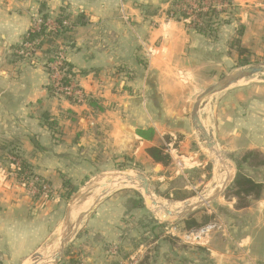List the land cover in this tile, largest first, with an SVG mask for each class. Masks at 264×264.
Listing matches in <instances>:
<instances>
[{
    "label": "crops",
    "instance_id": "crops-1",
    "mask_svg": "<svg viewBox=\"0 0 264 264\" xmlns=\"http://www.w3.org/2000/svg\"><path fill=\"white\" fill-rule=\"evenodd\" d=\"M172 1L0 0V264H25L38 254L65 224L76 194L99 171L112 169L116 158L150 162L145 149L164 146L169 148L171 165L184 168V162L195 160L202 142L191 117H186L193 96L188 91L195 89L199 74L213 82L217 78L209 77L211 72L217 71L219 76L228 64L236 65L228 53L239 28L243 27L242 49L264 44V9L251 8L252 0H231L232 17L211 35L190 28L191 17H167ZM40 4L49 27H54L61 8L72 17L83 14L87 18L85 25L75 26L59 41L68 49L73 80L86 95L83 103L49 96L42 59L38 63L15 60V48L41 17ZM229 88L212 95L218 96L213 103L210 99L203 103L199 110H206L204 122L211 109L216 145L231 147L235 143L238 154L254 153L264 161V88L241 87L238 103L231 107L227 103L236 91L229 92ZM90 99L99 110L87 105ZM44 112L56 120L55 133L43 125ZM145 129L153 130L152 140L137 134ZM8 148H20L33 173L50 184L51 197H36L28 186L7 176L14 158ZM252 179L264 181V165L257 166ZM64 181L74 187L70 203L63 196ZM98 184L96 180L91 186ZM100 194L89 207L104 195ZM125 201L119 194L98 203L71 239L69 259L107 264L108 250L113 253L117 244L129 245V228L136 224L126 220ZM256 203L264 205V191ZM259 234L263 235L259 230L250 231L237 243L251 264L264 260V248L257 247ZM209 252L222 257L214 250Z\"/></svg>",
    "mask_w": 264,
    "mask_h": 264
},
{
    "label": "rangeland",
    "instance_id": "rangeland-1",
    "mask_svg": "<svg viewBox=\"0 0 264 264\" xmlns=\"http://www.w3.org/2000/svg\"><path fill=\"white\" fill-rule=\"evenodd\" d=\"M248 3L251 5V2ZM207 4L208 0H203L200 6L193 2L191 4L187 3V5L192 6L187 10L190 19L198 14L200 8L204 12L207 11ZM211 4H215L214 8L218 10L227 8L228 11L223 15L232 17L234 13L232 4L230 7L224 6L222 8L218 2H211ZM254 4H258V6H253ZM255 7L264 9V0H252L251 8L255 9ZM234 39L229 44L232 52L228 53V57H233L236 65L228 64L226 70L222 71L219 76L216 74L217 71L211 72L209 77L213 78L215 76L217 78L213 82H207L206 75L205 77L201 74L198 75L201 79L196 81V85L194 84L195 89L191 88V91H188L189 94L190 92L193 93L189 100V107L186 109L188 120L196 98L206 88L243 67L264 66V44L260 47L255 46L256 48H252L253 51L247 50L245 53H240L242 55L240 56L238 55L239 50L237 51V47L234 45ZM244 62L246 65L240 66ZM250 85H258L264 88V72L243 79L231 86L228 91L236 92L235 95L231 96V100H228L227 105L229 107L235 106L238 103V89H241V87L244 89V87ZM247 91L252 93L251 90ZM211 97L208 99L213 103L218 96ZM242 97H248V94H242ZM168 100L172 103L175 102L173 97ZM205 111L199 110V120L204 124L205 131L211 133L215 141L213 129H211L213 122L211 109L207 113V121L204 122L203 115L206 113ZM225 148L236 150L228 152ZM194 149L196 148L192 147V150ZM216 149L219 150L218 153L222 161H218L217 157L209 154V151L201 145L196 149V158L193 163L184 162V168L176 165L163 168L151 161L134 160L133 157L127 156L122 159L116 158L112 169L99 171V174L88 182L87 187L76 194L73 201L72 196L75 193L69 198V203L72 201L73 205V210L70 212L71 219H74L70 221L67 228H64L67 225L65 221V224L53 235L51 241L38 251L42 259L31 258L25 264H81L79 260L68 258L73 249L71 248V239H73L81 221L95 209L99 202L106 197L119 194L126 200L125 204L128 210L125 214L126 220H130L136 225L129 228L131 230L129 245L117 244L113 249V253L110 250L107 251L109 255L107 264H251L249 260L243 258L237 243L250 231L258 232L259 230L263 235L259 234L261 241L258 240L257 247L264 248V205L257 204V200L250 199L246 208L236 209V200L232 197L230 188L236 174V163L241 162L244 154H238V145L235 146V143L231 147L217 145ZM165 152L169 155V148H166ZM172 155H174L173 152ZM259 161H262V158L248 159L246 162H242L241 172L252 179V177H255L256 164ZM227 166H230L232 170L231 175L225 177L224 170ZM177 169H180L178 173H176ZM138 175H142L148 181L150 197L154 201L158 200H156L157 206L150 205V202H148L149 196L137 186L122 183L119 185L117 183L125 181L128 176L135 178ZM214 176L216 177L215 180ZM95 180L100 185L93 187L91 184ZM104 191L106 193L101 198L96 199L93 205L88 208L94 196ZM82 192L87 194L78 198ZM139 196L142 204L138 208L131 209L130 207L134 201L140 200ZM212 197L213 199L209 202L200 204ZM77 198L81 199L78 203ZM78 204L84 207L75 214V210L80 208ZM158 205L163 207L164 210L162 208L157 210ZM85 210L87 211L84 212ZM165 211H169L171 216H167ZM182 213L185 214L177 217L178 214ZM190 218L196 220L199 227L186 230L184 221ZM63 239H66V242L62 248L60 260L56 262L52 257L59 252ZM208 249L210 251L214 250L222 257L211 256ZM259 262L258 264H264V260Z\"/></svg>",
    "mask_w": 264,
    "mask_h": 264
},
{
    "label": "trees",
    "instance_id": "trees-1",
    "mask_svg": "<svg viewBox=\"0 0 264 264\" xmlns=\"http://www.w3.org/2000/svg\"><path fill=\"white\" fill-rule=\"evenodd\" d=\"M203 0H195L194 3H197L198 6L202 4ZM211 2H218L222 7H230L231 0H208V8L207 11H202L199 9L198 14L194 15V18L191 19L189 23V27L194 29L197 33L200 34H210L211 32L214 33L216 27L220 23H228L230 17L224 19L222 15L227 12V8H223L218 10L212 7ZM192 8L191 5H187L183 0H173L170 4L169 8L166 11V16L169 18L178 19H187L189 18V14L187 10ZM192 12H194L192 10ZM40 13H41V20L42 23L39 25L38 29H31L22 39L21 45L15 48V50H19L23 48L24 44H29L31 49L34 53H38L39 55L35 58V61L38 63L37 60L43 61V67L46 69L47 73L49 72L48 65L54 63L57 54L60 52V43L59 41L66 38L69 35L75 26H83L87 23V18L85 15L81 14L76 17H72L65 8H61L59 14L54 19L53 22V29H50L45 25L47 23V15L44 12V5L40 4ZM229 16V15H226ZM243 27L239 28L236 32V37L234 39V45L237 47V51L239 50L240 53L247 52L245 49L240 47L239 38L242 35ZM34 54H32L33 56ZM242 56V55H240ZM15 60L21 61L24 60V57L15 55ZM246 63H241L240 66H244ZM60 70H62V77L60 79V85L66 87L73 81L74 72L73 67L70 65L68 60H63L61 62ZM48 93L50 97H54L55 87L53 85L52 80L49 79L48 84ZM71 103H75V100L72 97H66ZM87 105L92 109H98L97 103L95 100H87ZM43 125L50 130L51 132L55 133V127L57 125L56 120L52 119V117L44 112L41 115ZM137 134L144 140H152L154 136V132L151 129L145 130H138ZM169 138H166L165 142L168 143ZM20 148H13L7 149V153L15 158L16 161L19 162V170L16 172V180L22 182L23 180H35V188L37 193L35 194L38 197L41 194V191L44 187H46L48 197L52 195V189L50 184L36 176L33 173L32 167L23 159L22 155L20 154ZM166 148L164 146L160 147H147L145 149V154L151 161L156 165H161L163 168H168L171 166V158L165 152ZM259 156L254 153H246L243 155L241 162L236 163V174L231 184L232 190V197L236 200V209H243L248 206V201L252 200H259L263 191H264V181L257 182L245 175L241 172L242 162H246L248 159H257ZM257 166L264 165V161H259ZM256 166V167H257ZM64 193L63 196L66 200L74 194V187L71 185L69 181L63 182ZM139 201H134L131 209L138 208L142 204L141 197L139 196ZM128 212V210H126ZM184 226L186 230L195 229L199 227V224L193 218L187 219L184 221Z\"/></svg>",
    "mask_w": 264,
    "mask_h": 264
},
{
    "label": "water",
    "instance_id": "water-1",
    "mask_svg": "<svg viewBox=\"0 0 264 264\" xmlns=\"http://www.w3.org/2000/svg\"><path fill=\"white\" fill-rule=\"evenodd\" d=\"M263 72H264V66H261V65L243 67V68H241V69H239L237 71H234L231 74L223 77L216 84L206 88L196 98L195 103H194V105L192 107V111H191V116L190 117H191L193 128L199 134V137L201 139L202 146L204 147V149L212 151L217 146L215 141L213 140V137H212L211 133H207L205 131L204 127L202 126V124H201V122L199 120L198 112H199V109L202 107L204 101L206 99H208L209 97H211L212 95L220 93V92L228 89L229 87L235 85L236 83L240 82L243 79L252 77V76H254L256 74H261ZM138 177H139L140 181L142 182V186L141 187L143 189V192L146 195L149 196L150 201L152 202L153 205H157L156 201L152 200L151 197H150V192H149V189H148V181L142 175H138ZM105 193H106V191H104L100 195H103ZM211 199H213V197L208 199V200H206V201H202L200 204L207 203ZM165 213L167 214V216H171L169 211H165ZM184 214L185 213L178 214L177 217H180V216H182ZM70 221H71V213L69 211L68 214H67V219H66V224L67 225L64 228L68 227ZM64 228H63V231H64ZM65 242H66V239H63L62 243L60 244L59 252L56 253L55 256H53V259L56 262L60 260L62 248H63ZM34 257L36 259H42V256H40L38 254L34 255Z\"/></svg>",
    "mask_w": 264,
    "mask_h": 264
},
{
    "label": "built area",
    "instance_id": "built-area-1",
    "mask_svg": "<svg viewBox=\"0 0 264 264\" xmlns=\"http://www.w3.org/2000/svg\"><path fill=\"white\" fill-rule=\"evenodd\" d=\"M214 5L215 4H212V7H214ZM41 23H42L41 17H38L37 19H35L31 29H38ZM45 25H47L48 28L53 29V27H49L48 23H45ZM59 50L60 52L57 54L54 63L48 65L49 68L48 77L50 80H52L53 85L55 87L54 97L58 99L59 98L65 99L66 97H72L75 100V103L77 104L83 103L86 100V95L81 91V89L78 88L74 80L71 81V83L66 87L60 85V79L63 75L62 70H60V66H61V62L67 59L68 49L64 46H60ZM15 54L18 56H22L24 57V59L33 63H37L35 61V58L39 55L38 53H34V51L31 49L29 44H24L22 49L15 51ZM32 54L34 55L32 56ZM10 168L11 170H9L6 173L7 176L16 179V172L19 170V162L16 161L15 158H12L10 163ZM35 182H36L35 180L29 179V180H23L21 183L23 186H28V188L30 189V193L35 195L37 193V190L35 188ZM40 196L44 198L48 197L46 187L42 189Z\"/></svg>",
    "mask_w": 264,
    "mask_h": 264
},
{
    "label": "bare ground",
    "instance_id": "bare-ground-1",
    "mask_svg": "<svg viewBox=\"0 0 264 264\" xmlns=\"http://www.w3.org/2000/svg\"><path fill=\"white\" fill-rule=\"evenodd\" d=\"M209 151V150H208ZM218 151L219 150H217L216 148L215 149H213L212 151H209V154H211V155H213V156H215V157H217L218 158V161H222V159L220 158V155H219V153H218ZM228 165V164H227ZM231 167L230 166H227V168H226V170H224L225 171V177L226 176H230L231 175V170L232 169H230ZM216 175V174H215ZM127 179L125 180V181H122V182H117L119 185L122 183V184H124V185H135V187L137 186L140 190H143L142 189V182L140 181V179H139V177H132V176H128V177H126ZM215 176H214V180H215ZM224 179V178H223ZM218 183V182H217ZM223 183V182H222ZM140 184V185H139ZM223 186V185H222ZM217 192V191H216ZM151 196V195H150ZM148 197V196H147ZM81 199H78V201H77V203L80 201ZM157 200V199H156ZM155 200V201H156ZM158 201V200H157ZM148 202H150V205H153L152 204V202L150 201V199H149V201ZM94 203V202H93ZM93 203L91 204V205H93ZM160 203V202H159ZM91 205H90V207H91ZM161 205V204H160ZM160 205H158L159 207H157L158 209L157 210H159L160 208H162V210H164L163 209V207H160ZM72 206L73 205H71V208H70V212L73 210L72 209ZM78 206L80 207L78 210H75V214H77L78 213V211H80V210H82L83 209V205H79L78 204ZM155 206H157V205H155ZM154 206V207H155ZM89 207V208H90ZM152 207V206H151ZM89 210V209H88ZM158 213V212H157ZM85 214V213H84ZM158 215H160V214H158ZM162 216V215H161ZM164 217V216H163ZM50 247V246H49ZM49 247H48V249H49ZM47 248V247H46ZM52 251V250H51ZM50 251V252H51ZM47 252H48V250H47ZM50 252H49V254H50ZM48 254V255H49ZM39 255V254H38ZM44 255V254H43ZM35 257H33V259H34ZM36 259V258H35ZM52 259H53V257H52ZM37 260V259H36ZM44 260H45V258H44ZM28 263V262H27ZM35 263V262H34Z\"/></svg>",
    "mask_w": 264,
    "mask_h": 264
}]
</instances>
